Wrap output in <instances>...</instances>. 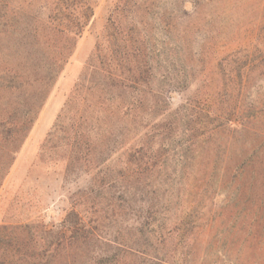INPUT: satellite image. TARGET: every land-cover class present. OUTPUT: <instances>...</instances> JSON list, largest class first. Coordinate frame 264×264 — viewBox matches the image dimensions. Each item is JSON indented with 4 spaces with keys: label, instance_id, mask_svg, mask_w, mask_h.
Segmentation results:
<instances>
[{
    "label": "rangeland",
    "instance_id": "374dc122",
    "mask_svg": "<svg viewBox=\"0 0 264 264\" xmlns=\"http://www.w3.org/2000/svg\"><path fill=\"white\" fill-rule=\"evenodd\" d=\"M7 1L0 264H264V0Z\"/></svg>",
    "mask_w": 264,
    "mask_h": 264
},
{
    "label": "trees",
    "instance_id": "16d2710c",
    "mask_svg": "<svg viewBox=\"0 0 264 264\" xmlns=\"http://www.w3.org/2000/svg\"><path fill=\"white\" fill-rule=\"evenodd\" d=\"M12 11L10 9V4L7 0H0V33L3 35H8L9 28H11V23L13 22L12 18ZM54 23V22H53ZM82 25L76 26L72 29L70 25L63 24L62 29L59 30L64 33H75L74 30L82 29ZM77 33V32H76ZM22 46L24 44L20 43ZM19 44V45H20ZM20 45V46H21ZM48 44L46 46V51L48 52L49 56H47L44 60L46 70L49 73H55L59 70V66L64 59L66 60L67 57L70 55V48L66 46V44L61 48L57 49L56 51L52 50V48ZM19 46L17 45L15 49L12 50V47L8 44H0V56L3 55L4 57H8L12 61L11 67L4 66L3 63H0V93L3 91L11 90V89H19L23 86L22 77L25 75V69H27V65L29 64L26 60V56L22 59H18L21 55L19 52ZM53 54V56H52ZM55 55V56H54ZM28 63V64H26ZM1 100V99H0ZM15 129H12V128ZM17 123L13 122L9 118L3 116L0 120V141L6 140L8 138L15 137L16 134L21 132L17 129ZM0 151L2 154L0 155V186L3 183L4 175L8 172V169L12 163V159L9 157L10 149L5 144L0 145ZM4 153V154H3ZM154 261V260H152Z\"/></svg>",
    "mask_w": 264,
    "mask_h": 264
}]
</instances>
